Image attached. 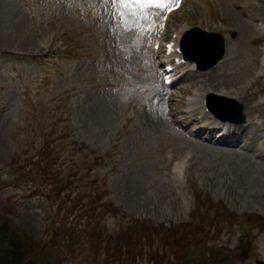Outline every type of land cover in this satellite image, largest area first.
I'll list each match as a JSON object with an SVG mask.
<instances>
[{
    "label": "rangeland",
    "instance_id": "obj_1",
    "mask_svg": "<svg viewBox=\"0 0 264 264\" xmlns=\"http://www.w3.org/2000/svg\"><path fill=\"white\" fill-rule=\"evenodd\" d=\"M114 11L104 0H0V215L46 241L48 214L69 216L81 206L76 188L99 183L114 208L92 219L85 215L81 221L89 230L116 235L130 218L168 229L187 225L196 231L203 223L223 227V238L210 241L199 255L178 254L174 261L164 254V244L178 252L176 236L155 238L160 256H145L146 263L153 259L149 263L154 264L162 254L169 264L264 262V228H254L248 241L247 228L242 232L239 220L236 225L227 221L230 215L191 213L198 189L242 219L264 218L261 143L253 148L252 141L240 139L236 154L212 143L189 142L173 126L188 101L198 103L207 88L236 99L247 125L254 122L264 137V0H186L170 17L166 42H178L183 30L200 26L222 34L227 46L225 59L213 70H178L182 79L195 77V85L177 83L171 89L174 101L170 95L155 98L161 66L153 43L164 9H151L144 27L127 33ZM209 79L213 86L204 85ZM47 133L52 138L44 141ZM94 197L88 198L90 205ZM100 203L96 199L94 205ZM92 212L97 210L91 205L85 213ZM114 214L124 215L115 222ZM81 221L71 223L84 234ZM63 247L48 249L54 264L84 262L79 249ZM206 249L211 258L204 256ZM110 254L109 264L120 259L118 251Z\"/></svg>",
    "mask_w": 264,
    "mask_h": 264
},
{
    "label": "trees",
    "instance_id": "obj_2",
    "mask_svg": "<svg viewBox=\"0 0 264 264\" xmlns=\"http://www.w3.org/2000/svg\"><path fill=\"white\" fill-rule=\"evenodd\" d=\"M56 196L58 197L59 193ZM200 205L201 200L198 198L197 208L203 211ZM109 208H114V205L102 206L100 211L90 214L85 213L87 210H85L84 206H80L77 213L79 215L81 213L85 214H81L78 218L83 219L85 215L90 217V219H92L91 217L96 218L99 217V213L105 212ZM115 210L118 209L115 208ZM118 216L120 215L114 214V217ZM67 217L66 211L59 216L56 215L51 220L53 223L52 227L47 235L43 236L47 240L45 241L44 239L41 242L38 238L30 237L25 231L20 229L9 216L0 215V264H54V259L48 249L53 251L56 246H61L62 244L63 248L69 250L75 251L79 249V254L84 257L83 264H103L101 260L105 257H107L105 264H109L110 253L116 254L117 251L120 254V259L117 257L112 264H140L146 262L143 257L161 253L160 250H155L154 240L147 236L149 232L158 231L159 228L148 221H130L126 229L111 236L107 230L104 232H100L98 229L89 230L84 224L82 225V229L85 230L84 234L73 228L68 229L64 223V219ZM101 226L100 230L104 228L102 222ZM122 238L125 243L121 242ZM180 245L188 247V242L184 241ZM165 253L166 250H164ZM158 258L157 264H166L163 261V254L161 258ZM127 260L130 261L124 262ZM149 261H153V259ZM149 261L148 264H150Z\"/></svg>",
    "mask_w": 264,
    "mask_h": 264
},
{
    "label": "bare ground",
    "instance_id": "obj_3",
    "mask_svg": "<svg viewBox=\"0 0 264 264\" xmlns=\"http://www.w3.org/2000/svg\"><path fill=\"white\" fill-rule=\"evenodd\" d=\"M227 47V46H226ZM261 73V72H260ZM193 76V75H192ZM191 77V75H187L185 78H183L180 83H185V82H191L193 83L192 85H195L194 82H195V77H193V80L189 81V78ZM211 78V77H210ZM159 81V79H158ZM157 81V82H158ZM160 82V86L159 85H156V88H155V91L157 92L156 95H155V98L157 95H160L161 97L160 98H156L157 100H162V99H165L166 97V92L167 90L164 88L165 86L162 85L161 81ZM205 86H213L212 84H210V79H209V83H206L204 84ZM202 88H205L204 86ZM200 90V89H199ZM202 91L204 92H208L209 90H207V88L205 89H201ZM182 92H180L179 94H181ZM201 93V92H200ZM176 94H170L168 100H173L176 98H174ZM181 96V95H180ZM205 95H203L204 97ZM171 97H173V99H171ZM169 100V101H170ZM163 101V100H162ZM197 105H196V102H192V107L190 110L188 111H185V110H180V112L177 114L178 117L179 116H182L184 120H189L191 117H192V113H196L197 111H199L197 109ZM176 117V114L174 115V118ZM172 121V119H171ZM178 124H182L181 122H179V120H175L174 119V124L173 125H177ZM163 123V122H162ZM217 124H220V122H216L214 124V126H212L213 128L211 127H208V126H202V129L200 132H204V134H207L208 136V140H207V143H212L214 145H218V144H221L223 147L229 149L230 151H235L238 149L237 147V142L242 139V140H250L252 141L255 145H252L253 148H256V145L260 142L261 143V148H258L259 149V152H262L264 150V137L261 136L259 134V132L257 131L258 129L256 127H254V122H249L248 126H237V125H232L231 123L228 124V126L233 129V131H231V129H228L227 132H226V136L222 139H219L218 141H216V144L214 142L215 138H214V134L218 131V128H215V126ZM238 132V133H237ZM200 133H197V136L196 137H200ZM225 142H229L227 144H225ZM200 144L202 145H206L205 143L201 142ZM251 147V146H250ZM236 154H240V153H237V151H235Z\"/></svg>",
    "mask_w": 264,
    "mask_h": 264
},
{
    "label": "snow or ice",
    "instance_id": "obj_4",
    "mask_svg": "<svg viewBox=\"0 0 264 264\" xmlns=\"http://www.w3.org/2000/svg\"><path fill=\"white\" fill-rule=\"evenodd\" d=\"M111 3L114 8V19L123 27L125 33L139 31L144 22L151 15L150 10L167 9L174 0H104Z\"/></svg>",
    "mask_w": 264,
    "mask_h": 264
},
{
    "label": "water",
    "instance_id": "obj_5",
    "mask_svg": "<svg viewBox=\"0 0 264 264\" xmlns=\"http://www.w3.org/2000/svg\"><path fill=\"white\" fill-rule=\"evenodd\" d=\"M212 37H214V38H218V39H220V37L218 36V35H212ZM200 46H197V48L195 49V52H199V53H203V52H205V53H209L208 51L206 52V51H204V50H206V49H208V50H210V52H211V49H212V47H211V44H203V42L201 41L200 42ZM203 45V47L201 48V46ZM215 52H217L214 56L212 55L211 57V64L213 65V64H215L219 59H221V57H222V55H223V48H222V46L221 45H219V48H218V50L217 51H215ZM200 55H202V54H200ZM211 64H210V66H211ZM208 67H206V68H204V69H207Z\"/></svg>",
    "mask_w": 264,
    "mask_h": 264
}]
</instances>
